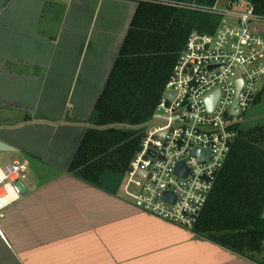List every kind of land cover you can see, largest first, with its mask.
<instances>
[{"label": "crops", "instance_id": "0c3cea01", "mask_svg": "<svg viewBox=\"0 0 264 264\" xmlns=\"http://www.w3.org/2000/svg\"><path fill=\"white\" fill-rule=\"evenodd\" d=\"M137 7L0 0V140L30 162L0 264H258L68 170Z\"/></svg>", "mask_w": 264, "mask_h": 264}, {"label": "built area", "instance_id": "2783aa9c", "mask_svg": "<svg viewBox=\"0 0 264 264\" xmlns=\"http://www.w3.org/2000/svg\"><path fill=\"white\" fill-rule=\"evenodd\" d=\"M219 1L212 7L171 3L222 20L213 33L190 34L119 187L137 208L187 229L198 222L237 138L242 115L263 88L264 36L253 23L264 22V15L249 2L230 0L221 9ZM168 92L171 98L165 96ZM215 94L210 108L209 97ZM180 162L184 168L178 174ZM29 170L27 159L0 164V216L22 197Z\"/></svg>", "mask_w": 264, "mask_h": 264}, {"label": "trees", "instance_id": "16d2710c", "mask_svg": "<svg viewBox=\"0 0 264 264\" xmlns=\"http://www.w3.org/2000/svg\"><path fill=\"white\" fill-rule=\"evenodd\" d=\"M217 0L139 1L120 53L89 119L69 172L117 193L146 124L166 90L190 34L213 33L222 18L171 3L214 6ZM264 15V0H249ZM264 95V87L255 103ZM196 235L264 264V124L239 127L198 222Z\"/></svg>", "mask_w": 264, "mask_h": 264}, {"label": "rangeland", "instance_id": "374dc122", "mask_svg": "<svg viewBox=\"0 0 264 264\" xmlns=\"http://www.w3.org/2000/svg\"><path fill=\"white\" fill-rule=\"evenodd\" d=\"M229 1L230 0H220L219 8L221 9L225 8ZM241 1L243 3L249 2V0H241ZM229 8H231L232 10H240V8H237L236 6H231ZM225 20L235 23V21L230 20L229 17H226ZM253 26L257 27L260 33L264 36L263 21L254 22ZM263 86H264V79H263ZM260 124H264V95L259 102L254 103L252 106H250V108L242 115L241 118V126L244 128H249ZM10 152L11 151H0L1 165L12 163L15 160L21 161L25 159V157L20 153L11 154Z\"/></svg>", "mask_w": 264, "mask_h": 264}, {"label": "water", "instance_id": "95a60500", "mask_svg": "<svg viewBox=\"0 0 264 264\" xmlns=\"http://www.w3.org/2000/svg\"><path fill=\"white\" fill-rule=\"evenodd\" d=\"M165 96H166L167 98H171V97H172V93L168 92V93L165 94ZM216 97H217L216 94L213 95V96H210V97H209V107H210V108H212V107L214 106V104H215V100H216ZM15 150H16V149H15L13 146H11L10 144H8V143H6V142L0 140V151H15ZM201 151H202V150H200V149H198V148L195 149V152H196L197 154H200ZM183 168H184V162H180V163L178 164V166H177V169H176L177 173H178V174H181ZM166 195H168V194H165V196H166Z\"/></svg>", "mask_w": 264, "mask_h": 264}]
</instances>
